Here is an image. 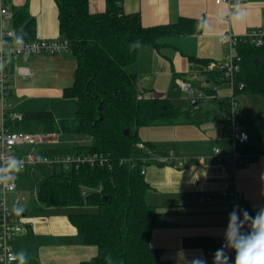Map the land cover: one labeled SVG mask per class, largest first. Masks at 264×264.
Returning a JSON list of instances; mask_svg holds the SVG:
<instances>
[{"label":"crops","instance_id":"obj_1","mask_svg":"<svg viewBox=\"0 0 264 264\" xmlns=\"http://www.w3.org/2000/svg\"><path fill=\"white\" fill-rule=\"evenodd\" d=\"M5 2L13 12L27 7L35 20L34 38H62L56 0ZM237 2L247 13L246 21L221 23L229 5ZM122 4L126 13H138L145 26L175 24L184 19V27L190 30L160 37L157 47L141 44L136 61L129 70L138 76L137 86L141 95L169 97L181 108L192 109L195 121L153 125L160 129L156 137L146 135L142 138L139 132L140 138L151 143L158 154L172 152L174 155L172 160L163 164L160 161L151 163L146 169L145 178L151 185L146 195L147 202L162 209L175 210L168 215L173 223L156 229L151 243L162 249L163 264H190L197 257L203 258L206 264H213L229 217L222 203L223 191L230 182L228 164L216 160L214 147L219 146L226 153L231 151L230 140L224 135L225 113L220 104V100L229 95L230 88L226 83L219 84L215 92L217 98H198L197 93L214 84V79L207 78L205 71L208 66L218 70L226 54L225 37L229 31L240 34L249 28H264V0H228L220 4L215 0H122ZM89 9L102 12L106 9V1L89 0ZM201 16L207 17L208 32L198 31L195 27ZM196 58H203L208 63L198 62ZM9 61L11 110L21 114L50 110L57 119L66 118L63 110L76 105L74 98L64 96V90L74 82L76 57L68 51L50 56H17ZM23 66L29 68L30 74L18 72ZM188 87H192L193 92H189ZM196 99L198 103L194 105ZM239 100L243 112L237 120L249 132L250 140L238 144L236 149L251 160L237 169L234 183L246 206L264 208V141L260 138L264 132V95L243 91ZM212 111L215 112L213 115ZM198 113L202 116L197 119ZM2 119L0 99V123ZM59 134H43L41 141L45 144L42 145L56 142ZM164 135L166 138L161 139ZM88 142L90 140L81 144ZM42 145L33 152L45 154ZM48 153L55 154L53 151ZM29 167L31 190L28 176L25 180L21 178L19 181L18 176L16 179L17 192L21 195L18 207L23 208V212L17 213L11 221L21 223L24 229L12 238L15 252L25 250L28 264H83L95 257L98 246L85 244L68 217L74 208L46 206L39 200L38 180L49 173L48 165ZM14 196L15 193L9 194L10 205H13ZM201 197H210L211 200L201 201Z\"/></svg>","mask_w":264,"mask_h":264},{"label":"trees","instance_id":"obj_2","mask_svg":"<svg viewBox=\"0 0 264 264\" xmlns=\"http://www.w3.org/2000/svg\"><path fill=\"white\" fill-rule=\"evenodd\" d=\"M56 1L60 34L77 59L74 82L64 90V96L76 100L75 116L57 119L50 110L26 111L20 119H8L7 125L43 134L84 133L90 142L75 146L73 154L102 152L108 157L105 165L84 162L67 168L62 163L49 164V173L38 180L41 203L74 208L68 217L82 241L98 246V254L83 264H110L109 254L113 264H163L162 249L153 246L151 239L156 229L173 223L168 215L175 210L147 202L151 185L141 167L145 164L147 169L159 160L143 161L144 152L137 144L145 142L154 148L140 138L139 129L193 123L194 115L192 109L181 108L169 97L141 95L138 76L129 66L137 58L136 41L157 47L160 37L190 32L184 27L186 20L145 26L138 13L124 11L122 0H105L102 12H91L89 0ZM13 25L25 39L34 38L35 20L27 7L16 9ZM239 51L242 61L236 80L245 83L243 91L264 95V48L243 44ZM195 60L208 63L203 58ZM205 72L214 79L213 85L224 83L219 67L208 66ZM212 86L202 90L215 94ZM227 97L220 100L224 113L228 111ZM127 128L131 129L129 136L124 133ZM123 158H133L134 167L130 162L120 163ZM259 209L245 205L253 216ZM226 252L233 264L235 252Z\"/></svg>","mask_w":264,"mask_h":264},{"label":"built area","instance_id":"obj_3","mask_svg":"<svg viewBox=\"0 0 264 264\" xmlns=\"http://www.w3.org/2000/svg\"><path fill=\"white\" fill-rule=\"evenodd\" d=\"M217 2V0H215ZM228 1V0H225ZM14 12L10 5L5 0H0V63H4L5 69L0 72V99L3 107V119L0 123V164L10 157H14L22 164V169L27 166L36 164H54L62 163L67 168L69 166L88 162L91 165H105L109 163L108 157L102 152H93L88 154H71L62 155L55 154L52 156L38 153L24 154L20 147L24 145H34L43 139L39 133H33L24 130H13L7 125L8 119H20L21 114L15 110H11L9 103L10 88H9V70L7 63L10 59L17 56H50L55 54H63L70 51L69 41L66 38L55 39H25L23 48H19L14 43L19 31L13 26ZM243 44H250L255 47L264 48V28L254 27L249 28L243 33H235L229 31L225 37V57L219 64L220 78L230 88L228 95V111L225 113L226 131L225 137L230 140L231 151L226 153L219 146L214 147L216 160L221 163L228 164L227 177L229 178V186L223 191L222 203L225 207L226 214L233 210L235 206L245 210V204L242 201L241 192L235 187L234 178L237 169L242 165L247 164L251 158L241 155L236 146L246 143L250 140V134L247 129L238 122L237 118L243 112L239 93L245 88L244 82H238L236 75L241 69L242 55L239 47ZM20 74H30L29 68L20 67ZM183 85H185L183 83ZM218 85H213V91L217 90ZM198 98H214L215 94L208 93L205 90H198ZM138 148L144 152L143 161L159 160L170 161L173 158L172 154L157 155L155 151L145 142H139ZM130 162L131 167H134L135 161L133 158H123L120 163ZM141 172L146 173L145 164L141 167ZM15 193L13 205L9 203V194ZM211 200L210 197H201V201ZM21 202V196L17 192V180L9 187L0 186V264H14L11 259L15 253L12 238L14 235L23 231L24 227L21 223L12 222L11 218L17 213L13 211L14 207H18ZM224 244V239L221 247ZM228 249H225V251Z\"/></svg>","mask_w":264,"mask_h":264},{"label":"clouds","instance_id":"obj_4","mask_svg":"<svg viewBox=\"0 0 264 264\" xmlns=\"http://www.w3.org/2000/svg\"><path fill=\"white\" fill-rule=\"evenodd\" d=\"M225 0H217V3H223ZM218 15H220L218 13ZM247 19V13L242 5L237 2L228 7L226 14L221 18V23L238 24ZM198 31L208 32L210 25L207 17L201 16L195 25ZM14 43L23 48L25 43L24 36L17 35ZM140 42L136 41L133 47H139ZM11 63V61H9ZM5 64L0 63V72L5 69ZM22 164L14 157H10L3 164H0V186L9 187L17 179V174L21 171ZM16 213L23 212V208L14 207ZM228 249L235 252L233 264H264V208L259 209L253 216L247 210L239 209L235 206L229 213L228 223L224 232V244L217 249L214 254L213 264H229V255L225 251ZM11 259L16 264H28V253L21 249L15 252ZM106 259L113 264L112 257L109 254ZM190 264H206L203 258H194Z\"/></svg>","mask_w":264,"mask_h":264},{"label":"rangeland","instance_id":"obj_5","mask_svg":"<svg viewBox=\"0 0 264 264\" xmlns=\"http://www.w3.org/2000/svg\"><path fill=\"white\" fill-rule=\"evenodd\" d=\"M247 94H252V93H247ZM8 100H9V103L13 106L12 95L9 96ZM211 102L215 103V101H211ZM63 113H64V115H66V118H70V119L74 118L75 113H76V105H71V106L69 105V108L67 107L65 110H63ZM214 113L215 112L212 111V115ZM19 114H21V113H19ZM200 116H202V114L198 113V114H196L195 117L198 119ZM150 127H151L150 129H143L142 131H141V129L139 130L140 134L142 135V138H145L146 135H153L156 137L158 130H160V129H157L159 127L158 126H150ZM36 133H39V132H36ZM58 137L59 138L56 142L53 141L54 143H51L48 145H42V144H45V142L43 143V141H40L39 143H37L35 145H24V146L20 147V149L21 148L24 149V151H23L24 154L35 153V152H33L34 149L37 148V146L42 145L43 148L45 149V154L50 152V151H53V152H55V154L71 155V154H73V148L75 146H77L78 144H81L82 142L90 140L88 138V135L84 134V133H60ZM163 138H166V136L164 135L161 137V139H163ZM260 138L262 139V141H264V132L260 134ZM170 140H171V138H170ZM169 143H165V145H168ZM237 148H238V146H237ZM48 154H54V153H48ZM29 168L30 167L28 166L25 169H21V171L17 174V176H18L19 181L21 180V178L23 180H25L28 176V182L30 183V184L28 183V187L31 190L32 179H31V173L29 172L30 171ZM23 170H27V171H23ZM21 174H24V175H21ZM26 184H27V180H26Z\"/></svg>","mask_w":264,"mask_h":264},{"label":"water","instance_id":"obj_6","mask_svg":"<svg viewBox=\"0 0 264 264\" xmlns=\"http://www.w3.org/2000/svg\"><path fill=\"white\" fill-rule=\"evenodd\" d=\"M256 62H258V60H256ZM187 90L189 92H193V88L192 87H188ZM197 103H198L197 99L193 101L194 105H196ZM124 133H125L126 136H129L131 134V129L130 128L125 129Z\"/></svg>","mask_w":264,"mask_h":264}]
</instances>
